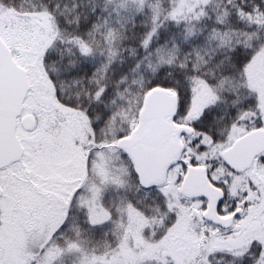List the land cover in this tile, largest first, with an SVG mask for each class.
Here are the masks:
<instances>
[{"label":"snow or ice","instance_id":"6c2138e0","mask_svg":"<svg viewBox=\"0 0 264 264\" xmlns=\"http://www.w3.org/2000/svg\"><path fill=\"white\" fill-rule=\"evenodd\" d=\"M0 264H264V0H0Z\"/></svg>","mask_w":264,"mask_h":264}]
</instances>
